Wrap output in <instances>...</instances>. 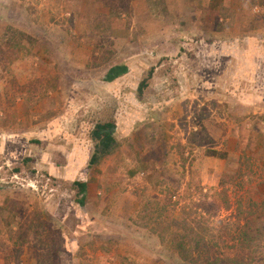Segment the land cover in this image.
Wrapping results in <instances>:
<instances>
[{"label":"rangeland","instance_id":"374dc122","mask_svg":"<svg viewBox=\"0 0 264 264\" xmlns=\"http://www.w3.org/2000/svg\"><path fill=\"white\" fill-rule=\"evenodd\" d=\"M10 3L0 264H190L175 235L188 255L202 237L201 253L264 264V0H119L103 25L121 31L63 48L31 2L16 1L24 18ZM117 65L128 74L104 81ZM111 121L120 145L89 168L91 132Z\"/></svg>","mask_w":264,"mask_h":264},{"label":"crops","instance_id":"0c3cea01","mask_svg":"<svg viewBox=\"0 0 264 264\" xmlns=\"http://www.w3.org/2000/svg\"><path fill=\"white\" fill-rule=\"evenodd\" d=\"M7 1L11 2L10 4L12 9L14 8L18 11L21 10L22 18L31 15V12H29L27 7H24L22 5L19 6L18 4H16V1H20L22 2V4L25 2L27 3L31 2L32 5H34L36 8V10L34 9L33 11H35L37 15L38 29L39 30L41 29L42 31L46 30L51 33H54V38L58 40L54 38H47V40H49L50 43L52 44L56 42L55 46L58 48L86 46L87 43L85 44V42L100 40V37L98 36L99 32H104L107 30L111 32H119L123 29V27L119 26V23L117 21L115 23H110L111 24L110 29H107V27L103 25V24H108V20L106 18L113 15L112 12L113 9H116L118 7L122 8L119 4V0H25V1L7 0ZM145 1L147 0H144V2ZM147 5L151 6V3L147 2ZM82 31H84L85 34ZM74 32L75 33L78 32L85 36L84 37L81 36L80 38L77 37V41H75V38L73 37L72 34ZM95 32L97 33L96 35ZM98 167L95 169L97 170ZM116 175H118V173ZM83 182H87V181H83ZM96 187H99V183H97ZM88 192L89 189L87 190V193ZM87 193H86V198H87Z\"/></svg>","mask_w":264,"mask_h":264},{"label":"trees","instance_id":"16d2710c","mask_svg":"<svg viewBox=\"0 0 264 264\" xmlns=\"http://www.w3.org/2000/svg\"><path fill=\"white\" fill-rule=\"evenodd\" d=\"M129 72V68L126 65H117L112 67L108 73L104 77V81L107 82H113L117 80L118 78L126 75ZM145 83L143 82L140 86V92H142L143 87ZM115 129V123L113 121L107 122V123H98L95 125L94 129L91 132L90 138L94 144V150L91 155V158L89 160V168H97L101 162L111 156L115 153V151L118 149L120 142L115 137V134L113 133V130ZM72 186L74 190L77 191V195L81 198L80 204L84 205V201L86 198V193L88 190V184L87 182L83 181H74L72 183ZM178 235H175L173 237L172 242L173 245L178 246L181 248L183 246L182 239L180 240L178 238ZM177 239H179L177 241ZM177 247V248H178ZM213 247V243L209 244L207 243L202 237L199 240H195L194 242V253L188 255L185 251L180 250L178 248V254L180 257V260L183 263H190V264H234V257H232L230 254H217L214 252H207V253H201V248ZM199 252V253H198ZM243 256L237 255L238 258L241 257V261L245 262L244 253H242ZM238 261V260H237Z\"/></svg>","mask_w":264,"mask_h":264}]
</instances>
